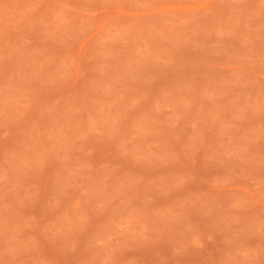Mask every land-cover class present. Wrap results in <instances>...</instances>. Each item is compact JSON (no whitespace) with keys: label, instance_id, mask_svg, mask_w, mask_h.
<instances>
[{"label":"rangeland","instance_id":"rangeland-1","mask_svg":"<svg viewBox=\"0 0 264 264\" xmlns=\"http://www.w3.org/2000/svg\"><path fill=\"white\" fill-rule=\"evenodd\" d=\"M0 264H264V0H0Z\"/></svg>","mask_w":264,"mask_h":264}]
</instances>
